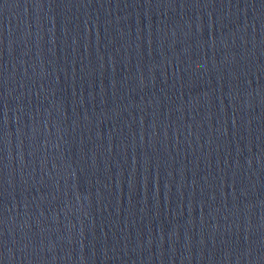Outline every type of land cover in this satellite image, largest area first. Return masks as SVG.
I'll return each mask as SVG.
<instances>
[{
    "label": "water",
    "instance_id": "obj_1",
    "mask_svg": "<svg viewBox=\"0 0 264 264\" xmlns=\"http://www.w3.org/2000/svg\"><path fill=\"white\" fill-rule=\"evenodd\" d=\"M0 264H264V0H0Z\"/></svg>",
    "mask_w": 264,
    "mask_h": 264
}]
</instances>
